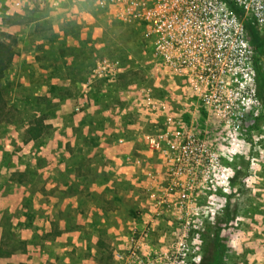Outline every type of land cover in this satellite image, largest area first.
Here are the masks:
<instances>
[{
    "label": "rangeland",
    "instance_id": "obj_1",
    "mask_svg": "<svg viewBox=\"0 0 264 264\" xmlns=\"http://www.w3.org/2000/svg\"><path fill=\"white\" fill-rule=\"evenodd\" d=\"M12 1L0 0V188L30 185L35 168L49 166L30 160L34 142H19L36 119L50 125L42 140L57 122L77 130V142L79 125H124L132 138L125 144L119 130L105 131L107 158L97 174L83 148L67 146L76 156L66 161L72 182L95 179L105 189L77 195L74 214L87 218L79 239L60 240L55 226L21 238L20 225H10L1 248L19 259L8 264H264V131L255 107L247 125L229 124L223 99L214 109L193 82L158 63L140 23L100 15L93 0ZM37 65L74 79L65 87L76 92L62 93H73L63 118L54 112L67 98L35 93ZM174 129L186 139L178 159L155 137ZM24 147L29 155L16 158Z\"/></svg>",
    "mask_w": 264,
    "mask_h": 264
},
{
    "label": "built area",
    "instance_id": "obj_2",
    "mask_svg": "<svg viewBox=\"0 0 264 264\" xmlns=\"http://www.w3.org/2000/svg\"><path fill=\"white\" fill-rule=\"evenodd\" d=\"M46 2L55 4L56 0H13L12 4L43 6ZM93 2L99 7L100 15L140 23L158 63L173 67L180 77L193 82L195 95L212 99L214 109L220 108L219 100L223 99L229 124L247 125L249 110L255 107V125H262L259 130L264 131V41L259 60V52L247 32L251 28L256 33L261 32L264 38V0ZM155 137L164 146L162 153L168 150L175 153L186 140L183 131L178 129L161 130ZM178 156L176 152L177 159ZM177 185L180 184L174 186ZM191 187H187L189 193ZM127 250L133 257L134 250Z\"/></svg>",
    "mask_w": 264,
    "mask_h": 264
},
{
    "label": "crops",
    "instance_id": "obj_3",
    "mask_svg": "<svg viewBox=\"0 0 264 264\" xmlns=\"http://www.w3.org/2000/svg\"><path fill=\"white\" fill-rule=\"evenodd\" d=\"M38 20L40 18L36 21ZM51 20H53V17H51ZM51 22L54 23L55 21ZM56 32L60 33L61 31L56 30ZM70 62L71 60L69 59L68 63H64V65ZM45 70L47 69H43V67L38 65L35 68L34 72L36 74L32 82L38 85L35 93L41 97L67 98V100H64V104H61L54 112L55 115L63 118L64 110L67 111V106L70 104L68 102L69 97L73 93L71 96L69 94L63 95L62 93L68 92V90L72 91V87L65 86H69L74 79L67 72L61 75L58 70L47 71V73H45ZM73 91L76 92L74 89ZM79 94H82V92ZM85 94L87 97L90 96V92ZM85 94H82V97H86ZM90 107L93 110L92 112H97L96 106ZM90 107L87 106L86 112H88ZM50 122H52L51 119ZM51 128L55 136H51L48 140H42L40 137H37L25 140L26 142L19 141L21 144L34 142L32 143L34 145L31 147L32 151L29 156L30 160L34 163L47 162L49 166L47 165L45 166L47 168L43 169H36L34 167L35 176L30 185L24 186V184L16 182L17 184L14 186L0 188V264L13 263L19 259L17 254L5 252L1 248V241L8 234V227L10 225H20L19 235L21 238H27L33 232L44 236L49 233L51 226H55L54 234L59 235L60 240L79 239L78 235L81 232L79 229L87 218L84 219L81 215L77 216L74 214L80 202V198L77 195H80V193L81 195H86V193L93 191L99 193V189L104 190L105 186L99 184L95 179L87 185H78L72 182V172L68 171L69 166L66 164L68 158L75 156V152L71 147L81 150L83 148L85 150V155L91 161L89 173L96 172L97 174L104 170V167L101 168L100 163L101 161H106L107 158V147L105 146L108 143L104 140L106 137L105 131L107 129L119 130L120 133L117 138L127 140L125 144L130 143L128 137L132 138V136H127L124 133V125H79V130H82V140H78V142L75 137L76 135L73 134V131L77 130H72L70 125H62V123L57 122ZM2 144L6 146V143ZM68 145L71 146L70 149L67 147ZM29 150L24 147L19 154L15 152V157L20 158L21 153L28 156ZM23 157L21 156V159ZM78 159H82L83 162L86 161L81 155L76 160ZM51 167L55 168V170ZM84 167L87 168L86 166ZM22 170L19 169L18 172L21 173ZM57 170H59L60 175H57ZM87 173L86 171L85 174ZM57 225L62 229H56ZM27 243H29L28 240Z\"/></svg>",
    "mask_w": 264,
    "mask_h": 264
},
{
    "label": "trees",
    "instance_id": "obj_4",
    "mask_svg": "<svg viewBox=\"0 0 264 264\" xmlns=\"http://www.w3.org/2000/svg\"><path fill=\"white\" fill-rule=\"evenodd\" d=\"M248 32V36H249V40L251 42V44L253 45V47L259 52V37L257 35L256 32H254L251 28L247 29ZM264 38L261 36V43H263ZM5 63L2 62V59L0 58V66H3ZM48 126V124H44L42 123L41 119H36L35 121H33L32 123H29L25 130H24V135H25V139H34L37 137H40L43 129Z\"/></svg>",
    "mask_w": 264,
    "mask_h": 264
},
{
    "label": "flooded vegetation",
    "instance_id": "obj_5",
    "mask_svg": "<svg viewBox=\"0 0 264 264\" xmlns=\"http://www.w3.org/2000/svg\"><path fill=\"white\" fill-rule=\"evenodd\" d=\"M257 35H258V37H259V41H258V44H259V46H260V48H259V53H258V58H259V60L261 59V55H262V50H261V32H258L257 33ZM258 70H259V73L261 72V63H259V65H258ZM148 222H152V220L151 219H149L148 221H146V222H143L141 225H143L144 227L148 224Z\"/></svg>",
    "mask_w": 264,
    "mask_h": 264
}]
</instances>
